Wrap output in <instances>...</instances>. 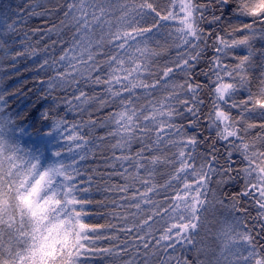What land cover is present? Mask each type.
Masks as SVG:
<instances>
[{
	"label": "snow or ice",
	"instance_id": "1",
	"mask_svg": "<svg viewBox=\"0 0 264 264\" xmlns=\"http://www.w3.org/2000/svg\"><path fill=\"white\" fill-rule=\"evenodd\" d=\"M230 4L236 5L232 16L250 22L233 23L226 17ZM40 6L36 3L29 16L48 14L47 9L36 12ZM59 8L62 18L44 33L49 39L57 37L42 50L53 51L37 65V72L46 76L39 83L50 106L35 123L24 124L21 112L10 110L8 101L20 90H0V264H97L105 259L116 264L130 250L121 264H264V123L249 119L257 110L264 116V48L254 50V41L264 40V27H256L257 22L264 25V0H169L163 11L153 0H61ZM203 22L218 27L205 32ZM16 23L0 16V39L14 34ZM165 27L177 56L171 66L155 71V58L167 48L152 42ZM209 37H214L211 43ZM208 48L214 55L196 73L205 79L195 81L193 70ZM238 48L247 54L234 55ZM27 54L34 56L35 50L16 52L13 59ZM229 56L236 62L226 63ZM177 71L186 77L179 83L171 79ZM81 84L100 87L101 92L89 95ZM158 90L164 94L148 99ZM204 90L207 112L202 111ZM241 91L248 95L237 101ZM93 104L96 112L113 110L102 119H94L91 112L87 120L66 118L67 112L82 114ZM61 105L65 115L59 112ZM184 119L187 125L177 123ZM201 121L215 130V138L197 165V146L209 137L201 141L187 129ZM97 128L107 131L97 136ZM256 128L261 131L251 136ZM105 141L111 155L103 157L104 167L111 171H92L123 183L102 179L98 192L120 195L95 200L94 176L84 179L83 162L95 157ZM217 142L226 151L219 167ZM134 144L140 145L135 152ZM161 167L171 169L164 183L156 180ZM214 177L216 188L211 186ZM241 180L239 191L220 195ZM245 200L256 208L255 216L242 206ZM92 205L111 210L94 212ZM218 208L227 210L231 219L222 220L215 234L217 252L197 234L201 228L211 232L209 217ZM94 216L111 219L96 223ZM119 232L129 237L134 233L135 243L98 246L102 240H119Z\"/></svg>",
	"mask_w": 264,
	"mask_h": 264
},
{
	"label": "trees",
	"instance_id": "2",
	"mask_svg": "<svg viewBox=\"0 0 264 264\" xmlns=\"http://www.w3.org/2000/svg\"><path fill=\"white\" fill-rule=\"evenodd\" d=\"M154 4L157 6L158 9L161 11L165 10L168 7L169 0H153ZM203 2V0H197V3ZM36 3H39L40 7H35L36 12L43 11L44 9L48 10V14H46L43 17L40 16H29V13L33 11V8ZM61 3V0H0V16H3L6 18L7 23H12L16 21V28L17 31L14 34H7L3 36L2 39H0V43L4 44L3 49H0V90L7 91L9 93H15L17 89L20 90V95H12L8 97L10 110L12 111H20L21 116L23 117L22 123L24 124H33L39 119V115L42 111L46 110L50 104L51 99L45 97V93L43 91V88L41 84L39 83L40 80L46 79V76L44 72H37V65L43 61L50 53H52V49L49 48L48 53H45L42 51L44 49V46L46 44L51 45L52 40H55L57 37L53 34L51 35V38L49 39L47 36L44 35L46 32V29L48 27H51L53 24H58L59 20L62 18V10L59 8V4ZM236 7L235 4H230L225 10V16L231 17V20L233 23H238L241 20L243 22H250V18L247 17H235L232 16V10ZM118 15V13H116ZM149 19H152L149 17ZM201 27L204 28L205 32L209 31H215L218 26L216 25H209L207 22H203L201 24ZM256 27L259 29L261 27H264V25H260L259 22H257ZM34 29H40L39 32H33ZM222 30V29H221ZM168 28H162L159 33L154 37L153 39V46H156L157 41H159L160 48H167V51L164 52L161 56L155 58L154 65L155 71H159L165 64L171 66L172 62L176 59L177 56V49L173 43V40L170 36H168ZM25 33H27V38L25 37ZM44 37L43 39L41 37ZM212 39L214 37H209L208 42L211 43ZM6 42V43H5ZM178 43V41H176ZM31 45V47H28ZM201 46L203 47V41H201ZM264 48V40L257 39L254 41V50ZM35 50V55H23L20 57H17L16 59H13V56H15L16 52H25V53H31L32 50ZM180 51H183L182 49ZM61 52L60 46L57 45L55 49V55L59 56ZM247 50L243 48H238L234 50V55L236 56H242L246 55ZM214 55L213 50L211 48L206 49L201 56V59L196 64L193 73H194V80L195 81H203L205 77L202 75H197L196 73H199L201 70L206 69L208 67L209 59ZM257 61L259 60V57H256ZM226 63H235L236 61L229 56L225 60ZM259 69L257 68L253 73L252 78V91L255 92L257 90L258 80L257 77L259 76ZM172 80L179 83L182 82L186 77L177 71L173 74L171 77ZM81 88L86 91L89 95H93L94 93H100L101 88L100 87H85L83 84H81ZM71 92V89H69ZM78 94V93H77ZM164 93L160 90H158L154 97H149L148 99H155L162 96ZM63 95V93H61ZM248 93L247 91H241L237 94L236 100L240 101L242 99H245L247 97ZM183 99L184 97L181 96ZM201 98L204 99L205 104L202 108L203 112H207L208 110V96H207V90H204L201 93ZM144 102V101H142ZM96 105L93 104L91 107L88 108V111L81 113H78L77 110L67 112L66 118L69 121H79V120H87L89 118V112L93 114V118H100L102 119L103 116L107 114L108 111H112L113 109H105L102 112H96ZM59 112L61 115H65L66 108L61 105L59 108ZM249 119L251 122L254 123H264V116L260 114V110H257L254 113H251L249 115ZM177 123H183L187 125L188 120H178ZM38 126V125H37ZM107 129L103 128H97L95 135L101 136L104 135ZM189 134H192L193 132L198 134V137L201 141H204L205 137H209V140L206 143H201L197 146L196 153H197V159L196 164L199 165L201 163V153L207 154L209 151V145L212 142V139L215 138V130H209L207 127V124H205L203 121H201V124L197 128H189L187 129ZM261 129L256 128L251 130L250 135L255 136L257 132H260ZM85 134H87L88 130L84 129ZM114 142V141H111ZM140 147L139 144L133 145V152L138 150ZM216 148L219 150L218 152V164L217 167H219L220 164L224 163V157L226 155L225 146L217 142ZM172 151H175L172 149ZM102 154V155H101ZM110 148H109V141H105L100 149L97 151L95 157H89L88 160L83 162V168L85 169L84 173V179L87 180V177L89 175L94 176V183L92 185V193L91 196L95 200H102L106 196L108 199H116L120 195L119 193H104L102 191L98 192L96 189L97 187H103L101 180H106L107 183H123L122 180H120L118 177H113L111 180H108L107 177H102V175H97L93 173L92 169H98L99 173L103 174L105 171H111L110 169H106L104 167V160L103 157L110 156ZM148 155V153H146ZM236 160H239L240 158L238 156L233 157ZM240 165H233V167H239ZM171 171L169 168L161 167L158 170V174L156 176V180L159 183H164V181L168 178V173ZM235 174V173H234ZM216 177L213 178L212 181V187L216 188L217 185L215 183ZM243 181L241 180L238 184L233 183L227 185L224 189L220 190V195L223 196L224 192H228V195L231 196L232 193L239 191V185L242 184ZM225 203H228L227 200H225ZM243 207H247L249 210V214L251 216L256 215V208L252 206L251 201L245 200L242 203ZM92 210L94 212H100L105 213L107 211L111 210V207L109 208H103L97 205H92ZM225 209H219L216 213L215 217L216 219H219V222H221L224 219H231V214L228 212H224ZM131 211V210H130ZM227 211V210H225ZM237 216H240L241 213L237 212ZM111 219L107 216H94L92 222L96 223H105L107 220ZM112 223H116L119 226L123 227L124 223L117 220H112ZM128 223H131V218L129 219ZM249 224L252 223L251 220L248 221ZM115 231V230H113ZM106 235L111 233H105ZM119 240L116 241H110V240H102L99 242L98 246L102 247H109L112 244H119L120 241L128 240L129 245H132L135 243L133 233L131 237L126 235L123 232H119ZM261 243H264V241H261ZM131 256V250L129 252L128 256H123L119 260H117L116 264H121L122 260H127ZM97 264H111V261L109 259L105 260H98ZM174 264V262H173Z\"/></svg>",
	"mask_w": 264,
	"mask_h": 264
},
{
	"label": "rangeland",
	"instance_id": "3",
	"mask_svg": "<svg viewBox=\"0 0 264 264\" xmlns=\"http://www.w3.org/2000/svg\"><path fill=\"white\" fill-rule=\"evenodd\" d=\"M119 15V13H118ZM233 115H237L238 114V110L237 109H232L231 110ZM227 212V211H223ZM209 220L212 221L210 224H208V228L211 229V232H208L207 229L205 228H201L199 233L197 234V239L200 240L203 244H206L207 246L215 249L217 252L219 251V247H220V241H218L216 239L215 234L218 232V230L221 228V222H219V219L210 216ZM188 258L192 259L193 258V254H188Z\"/></svg>",
	"mask_w": 264,
	"mask_h": 264
}]
</instances>
